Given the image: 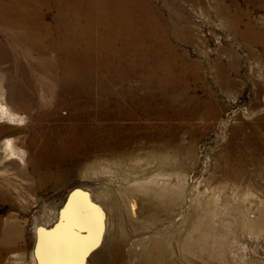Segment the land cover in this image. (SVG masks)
<instances>
[{"label": "rangeland", "instance_id": "374dc122", "mask_svg": "<svg viewBox=\"0 0 264 264\" xmlns=\"http://www.w3.org/2000/svg\"><path fill=\"white\" fill-rule=\"evenodd\" d=\"M145 1L149 7L143 16L154 24H145V37L136 35V44L142 48L131 66L111 55L88 57L86 64L96 67L98 75L80 81L71 91L64 88L56 94L57 82L53 85L48 81V71L37 70L30 57L18 51L16 63H0V103L15 108L13 95L17 96L16 104L23 110L16 111L24 119L21 124L0 119V184L14 203L0 200V240L20 231L25 243L22 249L6 253L0 264H34L31 252L36 226L41 231L43 261L58 255L64 257L61 264H103L102 259H91L99 258L94 236L81 229L78 232L73 226L70 229L73 212L80 219L78 223L92 222L91 226L106 229L111 241L115 240L116 244L110 243L113 246L108 249L111 254L106 251L105 264H134L132 253L139 249L137 238L143 237L138 233L151 227L142 229L126 205L127 198L150 206L161 217L159 232H148L150 238L158 234L163 243L159 254L169 264H264V232L258 238L240 237L238 241L244 248H230L226 227L219 222L210 220V236L203 240L198 237V229L189 233V224L182 220L195 214L192 207L196 205L190 203L191 199L210 195L219 207L231 205L243 211L250 208L252 220L264 224V0ZM55 9L49 6L44 12L47 23L36 30L39 38H57L56 30L63 25H53ZM64 30L72 31L66 26ZM136 30L140 31L139 27ZM149 31L155 33L152 40ZM182 53L186 54L185 60ZM156 55L160 61L166 59L167 66L161 70V79L149 85L141 73L148 70ZM110 103L121 108L120 116L95 118L98 109H107ZM137 104L142 109L131 120L125 115ZM101 124L109 127L112 145L98 148L105 141V137L96 135ZM54 128L66 134L85 131L82 136L90 142L72 148L77 156L58 185H39L32 165ZM6 137L13 138L23 163L7 159L3 149ZM81 168L91 174H84ZM150 174L164 176V180L177 185L181 195L175 204L152 203L148 196L137 192L123 195L121 189L131 187V178H147ZM247 193L253 195L247 198ZM234 197L236 204L232 203ZM110 199L115 207H109ZM97 213L105 216L108 227L94 219L86 220ZM173 222L176 225L169 224Z\"/></svg>", "mask_w": 264, "mask_h": 264}, {"label": "bare ground", "instance_id": "6f19581e", "mask_svg": "<svg viewBox=\"0 0 264 264\" xmlns=\"http://www.w3.org/2000/svg\"><path fill=\"white\" fill-rule=\"evenodd\" d=\"M49 6L54 7V9L56 8L55 9L56 13L53 15V18H52L53 25H55V27L63 25V27L61 29L58 27V29L56 30L58 32V36L56 39L54 38V39L46 40L47 38L42 39L38 37L39 35L36 36V30L39 27L43 26L45 23H47V21H44L43 17L45 16L44 12L46 11L47 8H49ZM148 7H149L148 1H145V0H0V63L5 60L13 61L14 63H16L18 59L17 52L19 51L20 54H23L26 57H30V60L33 66L35 65L34 67L37 70L41 69V70L48 71V75H49L47 78L48 81L52 82L53 85H54V82H57V85H56L57 93L56 94H61L62 92H64V88L67 91H71L72 89L76 87V85L80 81H85L88 78H92L98 75V69L96 67H89L86 64L85 59L88 57L111 55L110 57H113V58L116 57V59H119L120 62L126 66H131V64L133 63L132 59L136 61V58L139 55V51L142 48V45L136 44L137 42L136 35H139L142 38L143 36L145 37V33L143 32L145 31L144 30L145 24L147 25L154 24V23H150V20L146 19V17L143 16L148 10ZM134 23L136 24L133 25ZM84 25L87 26V29L85 30H83ZM65 26L71 28L72 31L71 32L65 31L64 30ZM100 26L104 27L106 31L104 29H99ZM90 27L95 28V30ZM138 27L140 31L136 30L138 29ZM43 30L45 29L43 28ZM147 34L149 35L150 40H152L153 37L155 36V33L153 31H149ZM150 45L149 46L147 45L148 48L150 47ZM103 51H106L107 54L106 52L103 54L102 53ZM181 57L185 60L186 54L182 53ZM158 58L159 57H157V55L156 57H152L151 61L149 62L148 70L141 73L142 79L146 80L149 85H152L156 80L161 79V76H160L161 70L163 67H165L164 65L167 63L165 61L166 59L164 61L163 60L160 61L161 59H158ZM83 77H86V78H83ZM109 78L111 79L112 77L109 76ZM13 96H14L13 100L15 102V105H14L15 108L10 107V105L0 103V119L5 120L9 123L16 122V123L21 124L24 122V119L16 111V109H19L20 107L19 105L16 104L18 102L17 96L15 95ZM114 104L115 103H110L107 109H105L104 107H100L95 114V118L102 120V119H113V118L119 117L121 108ZM22 108L23 107H21L20 109ZM140 108L142 109V105H139V104H137V106L133 105L131 110L128 111L125 116L128 118H131L132 120V117L136 115V111L139 110ZM100 129L101 130L98 133H96V135L105 137L106 143L103 140L104 143L103 144L100 143L98 148L102 146L108 147L111 144V139H110L111 136L110 137L108 136L110 134V132L108 131L109 127H106L105 125L101 124ZM58 130L59 129L57 128H54L52 130V133L50 134L51 139L46 140V144L40 148L39 153L37 155L38 158L36 159L35 163L32 165L34 166L33 169L38 176L37 178H38L39 185H46L48 183H52L55 186L58 185L59 183L58 181H62V178L65 179L66 175L70 172L71 166H73L72 162L75 160L77 156V152L75 150H72V148L82 147L83 145H87L90 142V138H88L87 136H82L83 134H85V131L82 133H78L74 131V132H70V134H66L65 132L58 131ZM126 130H127V127H126ZM3 149H4V152L7 153V159L16 158L19 160L20 163H23L22 154H20L16 150V146H15V143L13 142V138L6 137L4 139ZM79 163L81 162H78V164ZM90 170L91 169L88 168V171ZM82 171H85L84 174H91V173H86L87 170H82ZM85 177H89V175H85ZM162 177H156L152 174H150V176H148L147 178L146 177H140V178L133 177L131 178V185H129L131 187L129 189H121V190L124 196L133 195L132 193H136V192L145 194L146 196H148L150 200H152V203L154 202L162 206H166L172 203L175 204L179 200L181 193L180 192L178 193L179 190H177L176 184L169 183L166 180H164L165 178H162ZM99 178L101 177L99 176ZM76 192L77 190L72 191V193H76ZM228 193L229 192H227V194ZM252 195L253 193H247L246 197L250 198ZM86 196L88 197V195ZM11 199L12 197L10 193L8 192V190L4 188L2 184H0V200L9 202L10 205H13L14 203ZM241 199L243 200L244 197H242ZM125 201H126V205L129 207V211L131 212V214L141 222L142 229H148L151 227L149 230H145V231L142 230V232L138 233V237L140 236H143V237L137 238L136 243H137V246H139V249L135 253L134 252L132 253V255H134L133 263L134 264H169L168 262H166L167 260L165 261L164 258L159 254V249L163 247V243L159 237H156L158 234L154 237L151 236V238L153 237V240L152 242H150L151 238L149 236L148 231L152 230V232L154 233L159 232V230L161 229L163 225V222H160L162 219L159 216V214L157 212H153V209H151L150 206L142 205L143 203L139 204L140 203L139 202L137 204L135 201H131L128 198ZM146 201L148 202V200ZM215 201L217 202V200H214L213 198H211L210 195H206V196L197 195L193 199H191L190 203H193L196 205L192 207L193 209L195 208L194 209L195 214H193V216L189 215V216H185L184 218H182L184 222L186 221L189 224V233H192V231H194L195 229H198L199 234H200L198 237L204 240V237L206 238V236H210V220H213L214 222H219L220 225H224L226 227L224 232L226 234L228 233V236H225V238H226V241L228 239L229 241L228 245H230V248L231 246L233 247L234 245H240V247L244 248V246H242L241 244L242 241H238L240 237H245L248 239L258 238V236L264 232V224H260V223L253 221L251 216L249 215L248 210H250V208L249 209L247 208L248 210L243 211L244 209L243 210L238 209V207H235V206L231 207V205L227 207L226 206L219 207ZM237 201L238 200H236V197L232 199L233 204H236ZM76 202L78 204V201ZM74 206H77V205H74ZM109 207L111 208L115 207V204L111 199L109 200ZM109 207L107 206V210L110 209ZM107 212L108 211H106V213ZM222 213L225 215H223ZM73 214L75 217L72 216L73 220L71 219L72 222H69V224H71L70 229H73V227L75 229L77 228V231L78 229H81L82 232L85 231L84 233H88L94 236L93 238H95V240L93 241L95 242L97 246L99 258H95L94 256H92L91 259H98V260L102 259L103 264H105L106 251L112 248L113 245L111 246L110 243H114L115 240L114 242L111 241L109 234L105 231L106 229H102V228L96 229L95 227L91 226L92 222L90 220L94 219L100 224L104 223L106 227H108L107 226L108 220L106 221L105 216L101 214L98 215L97 213V214H91L89 217L90 219L89 218L86 219L91 222L90 225L87 223L83 224L85 221L80 224L78 223V220L80 219L77 220L78 215H75L76 213L74 212ZM189 217L190 219H188ZM81 219H84V218H81ZM170 221H173V220H170ZM155 224L157 225L155 226ZM169 224L176 225V223L174 222L169 223ZM258 224H259V227H257ZM67 225L68 224H66V226ZM260 225H263V226H260ZM109 228H110V224H109ZM171 231H174V230H171ZM33 232H34V242H33L34 244H33L32 252H31V255H32L31 257L34 261V264H61L63 263L64 257L61 258L58 255L57 256L53 255L52 258L49 257L47 262L43 261L44 257L40 252L41 246H43V241H41V238H40L41 231L36 226L34 227ZM46 232L47 230L45 231V233ZM50 233L52 234V236H56L54 233L52 232ZM73 234H70V236ZM122 234H123L122 236L124 237L125 233L122 232ZM222 236H223V233H222ZM114 237L115 236H113V238ZM117 237H120V236H117ZM185 238H188V237L185 236ZM181 242L183 244V240ZM50 244L51 246L53 245L52 243ZM87 244L89 246H93L92 244L94 243L88 242ZM23 247H25V243L21 240L20 231L8 234V236L3 241L0 240V262L3 260L4 255L8 253L9 251L11 250L18 251L22 249ZM117 248H115L114 250L116 251ZM92 250H96V249H92ZM172 259L174 260V258ZM108 262H110V260ZM96 263H98L97 260H96ZM111 263L113 264V262ZM123 264H128V263L123 262Z\"/></svg>", "mask_w": 264, "mask_h": 264}]
</instances>
